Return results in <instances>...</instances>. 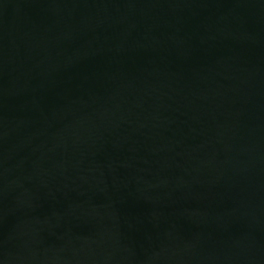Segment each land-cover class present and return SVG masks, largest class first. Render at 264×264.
<instances>
[{"label":"water","instance_id":"obj_1","mask_svg":"<svg viewBox=\"0 0 264 264\" xmlns=\"http://www.w3.org/2000/svg\"><path fill=\"white\" fill-rule=\"evenodd\" d=\"M0 264H264V0H0Z\"/></svg>","mask_w":264,"mask_h":264}]
</instances>
